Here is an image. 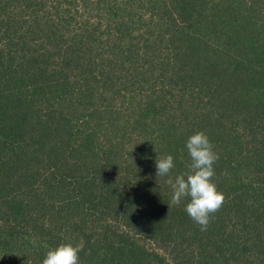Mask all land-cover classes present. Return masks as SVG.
Returning a JSON list of instances; mask_svg holds the SVG:
<instances>
[{
  "label": "trees",
  "instance_id": "1",
  "mask_svg": "<svg viewBox=\"0 0 264 264\" xmlns=\"http://www.w3.org/2000/svg\"><path fill=\"white\" fill-rule=\"evenodd\" d=\"M201 131L225 194L206 231L167 183ZM62 243L80 264H264V0H0V264Z\"/></svg>",
  "mask_w": 264,
  "mask_h": 264
},
{
  "label": "clouds",
  "instance_id": "2",
  "mask_svg": "<svg viewBox=\"0 0 264 264\" xmlns=\"http://www.w3.org/2000/svg\"><path fill=\"white\" fill-rule=\"evenodd\" d=\"M186 149L191 159L189 169L177 175L174 181L171 178L167 180L173 193L169 206L179 205L183 199L188 198L186 213L201 231H206L213 215L225 203V194L218 190L213 181L214 164L219 155L214 151L209 137L202 131L188 138ZM155 167L157 178L168 177L175 167L174 157L157 156ZM82 250L83 246L80 244L62 243L47 252L42 264H80L79 253Z\"/></svg>",
  "mask_w": 264,
  "mask_h": 264
}]
</instances>
